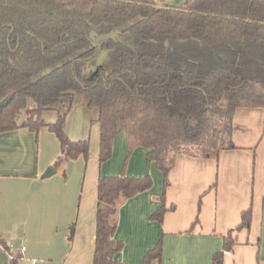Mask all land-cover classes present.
I'll list each match as a JSON object with an SVG mask.
<instances>
[{
    "label": "trees",
    "instance_id": "1",
    "mask_svg": "<svg viewBox=\"0 0 264 264\" xmlns=\"http://www.w3.org/2000/svg\"><path fill=\"white\" fill-rule=\"evenodd\" d=\"M107 49L115 50L119 67L87 71L86 63ZM77 94L99 126V165L111 158L119 128L124 134L121 173L97 180L92 254V264H117V206L153 185L148 174L126 175L133 152L144 149L147 166L161 174L160 205L150 216L160 224L175 157L187 147L235 149L237 109H264V0H186L161 9L142 0H0V134H53L59 154L51 169L63 180L67 164L89 159V141L65 132ZM48 112L56 113L52 123L44 119ZM251 217L249 207L235 231L248 230ZM74 230L72 224L69 241ZM233 232L211 264H224V252L237 243ZM0 247L12 254L1 235ZM161 257L159 240L141 264H160ZM19 261L13 255L9 264Z\"/></svg>",
    "mask_w": 264,
    "mask_h": 264
},
{
    "label": "crops",
    "instance_id": "2",
    "mask_svg": "<svg viewBox=\"0 0 264 264\" xmlns=\"http://www.w3.org/2000/svg\"><path fill=\"white\" fill-rule=\"evenodd\" d=\"M142 1L178 7L186 0ZM81 99L67 114L65 132L73 141H89L90 159L67 164L65 180L60 171L41 178L59 154L53 134L41 130L35 138L26 129L0 134V235L20 259L18 264H92L97 180L121 173L126 145L124 136H116L111 158L99 165V126ZM232 141V150L208 153L187 147L175 157L167 175L160 224L150 216L160 205L161 174L147 166L144 149L133 152L125 165L126 175L148 174L153 185L117 206L114 238L123 243L114 258L117 264H141L159 240L160 264H211L231 230L237 243L224 252V264H264V109H237ZM249 207V229L235 231ZM72 224L75 230L69 241ZM0 264H9L2 247Z\"/></svg>",
    "mask_w": 264,
    "mask_h": 264
},
{
    "label": "rangeland",
    "instance_id": "3",
    "mask_svg": "<svg viewBox=\"0 0 264 264\" xmlns=\"http://www.w3.org/2000/svg\"><path fill=\"white\" fill-rule=\"evenodd\" d=\"M100 41H101V39H96V41L93 43V45L98 44ZM98 66H102L106 70H113V69L118 68L119 67V60H118V57H117L115 50H110V49L98 50L95 57L86 63L85 69L87 71H93ZM81 98H84L86 100V97L83 94H77L75 102H81V100H82ZM55 105H57V102L53 103V106H55ZM55 114H56L55 112L46 113V115L44 116L45 121L48 123L54 122L55 121ZM121 133L120 134H119V132L117 133V135H116L117 138H121V139L123 138L124 134L122 131H121ZM187 149L188 150H199L198 148H192V147H188ZM89 159H90V153H89Z\"/></svg>",
    "mask_w": 264,
    "mask_h": 264
},
{
    "label": "water",
    "instance_id": "4",
    "mask_svg": "<svg viewBox=\"0 0 264 264\" xmlns=\"http://www.w3.org/2000/svg\"><path fill=\"white\" fill-rule=\"evenodd\" d=\"M154 7L157 8V9H161V8H163L162 6H155V5H154ZM54 174H55V171H54L53 169H51V168H48V169L45 170V172L42 174L41 178H42V179H46V178L51 177V176L54 175Z\"/></svg>",
    "mask_w": 264,
    "mask_h": 264
},
{
    "label": "built area",
    "instance_id": "5",
    "mask_svg": "<svg viewBox=\"0 0 264 264\" xmlns=\"http://www.w3.org/2000/svg\"><path fill=\"white\" fill-rule=\"evenodd\" d=\"M7 254H8V257H9V261H10L13 258V255L12 254H9L8 252H7Z\"/></svg>",
    "mask_w": 264,
    "mask_h": 264
}]
</instances>
